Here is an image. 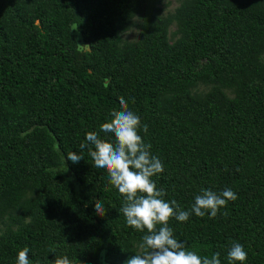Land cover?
I'll return each instance as SVG.
<instances>
[{"label": "trees", "instance_id": "obj_1", "mask_svg": "<svg viewBox=\"0 0 264 264\" xmlns=\"http://www.w3.org/2000/svg\"><path fill=\"white\" fill-rule=\"evenodd\" d=\"M179 1L164 14V0H0V264L24 248L31 264L138 251L124 198L80 148L90 131L111 138L100 127L121 97L148 127L165 200L190 211L201 189L237 194L227 215L172 219L175 237L221 264L237 242L244 264H264V0ZM198 82L209 90L193 94Z\"/></svg>", "mask_w": 264, "mask_h": 264}, {"label": "clouds", "instance_id": "obj_2", "mask_svg": "<svg viewBox=\"0 0 264 264\" xmlns=\"http://www.w3.org/2000/svg\"><path fill=\"white\" fill-rule=\"evenodd\" d=\"M71 27L73 31H79V25L73 24ZM78 45L82 53L90 51L92 47ZM120 103L121 109L114 110L110 122L100 127V132L110 134L111 138L102 139L98 132L90 131L86 134V143H82L80 148L89 149L94 166L106 172L111 186L124 198L120 212L126 218L127 225L143 234L138 251L126 264H221L219 253L208 258L188 249L175 237L169 224L172 219L187 222L192 213L197 217L210 213V218H216L218 214L227 215L220 210L229 201H235L237 194L230 188L220 193L201 189L190 211L182 209L175 200H165V191L158 189L153 179L164 171L163 164L157 156L152 155L151 144L145 143L140 135L141 130L147 133L148 127L128 108L123 97ZM67 160L76 164L84 158L69 152ZM95 209L97 215L105 216L101 200L95 201ZM28 257L29 249L24 248L19 251L16 264H31ZM227 259L229 264H244L247 252L240 243L234 242ZM50 264H71V261L63 256L56 257Z\"/></svg>", "mask_w": 264, "mask_h": 264}, {"label": "rangeland", "instance_id": "obj_3", "mask_svg": "<svg viewBox=\"0 0 264 264\" xmlns=\"http://www.w3.org/2000/svg\"><path fill=\"white\" fill-rule=\"evenodd\" d=\"M179 0H164V4H163V10H164V14H168V13H172L174 11V9L176 7H178L179 5ZM175 31V27L172 26L169 29V36L172 37V33ZM137 34L138 31L136 29H132L126 33H124L121 38H122V42H131L133 40H135L137 38ZM176 39V37H174V40ZM210 86L203 84L201 82H198L193 88H191V92L193 94L195 93H205L209 90Z\"/></svg>", "mask_w": 264, "mask_h": 264}]
</instances>
